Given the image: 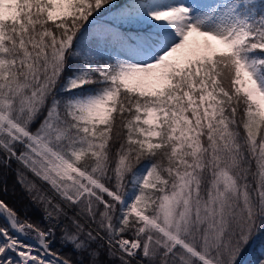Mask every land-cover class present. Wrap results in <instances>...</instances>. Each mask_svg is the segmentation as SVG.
Returning a JSON list of instances; mask_svg holds the SVG:
<instances>
[{
	"label": "snow or ice",
	"instance_id": "1",
	"mask_svg": "<svg viewBox=\"0 0 264 264\" xmlns=\"http://www.w3.org/2000/svg\"><path fill=\"white\" fill-rule=\"evenodd\" d=\"M14 161L0 264H264V0H0Z\"/></svg>",
	"mask_w": 264,
	"mask_h": 264
},
{
	"label": "trees",
	"instance_id": "2",
	"mask_svg": "<svg viewBox=\"0 0 264 264\" xmlns=\"http://www.w3.org/2000/svg\"><path fill=\"white\" fill-rule=\"evenodd\" d=\"M18 165L16 162L12 163L11 169L7 171L6 183L0 182V199H3L9 206L15 208L21 218H30L32 222H39L44 224L42 206L36 204L30 198L28 192L17 182L15 170ZM30 176V174H28ZM259 247V244L253 245V249ZM254 256V251L247 253L245 264Z\"/></svg>",
	"mask_w": 264,
	"mask_h": 264
},
{
	"label": "rangeland",
	"instance_id": "3",
	"mask_svg": "<svg viewBox=\"0 0 264 264\" xmlns=\"http://www.w3.org/2000/svg\"><path fill=\"white\" fill-rule=\"evenodd\" d=\"M14 162H15V161H14ZM29 174H30V173H29ZM30 175H31V174H30ZM2 219H3V218H2ZM0 223H2V222H1V219H0ZM250 251H251V250L248 251V254H250ZM246 259H247V257H245V260H246Z\"/></svg>",
	"mask_w": 264,
	"mask_h": 264
}]
</instances>
